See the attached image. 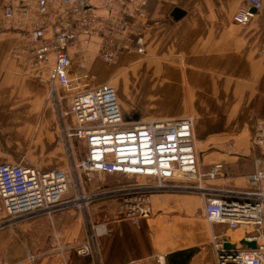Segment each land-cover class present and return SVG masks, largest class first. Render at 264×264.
<instances>
[{"label": "crops", "instance_id": "crops-1", "mask_svg": "<svg viewBox=\"0 0 264 264\" xmlns=\"http://www.w3.org/2000/svg\"><path fill=\"white\" fill-rule=\"evenodd\" d=\"M21 1L0 0V162L67 169L56 107L47 81L34 75L31 57L30 32L41 20L54 21L56 4L50 0L41 17L32 2L22 23L6 20L3 6ZM242 3L148 0L142 52L122 50L105 62L94 32L78 34L68 48L73 68L83 67L94 85L113 86L123 120L192 115L200 171L221 163L214 177L202 179L212 188L248 185L258 153L251 132L255 118H264V0L249 22L237 24L232 13ZM175 8L180 11L173 16ZM52 60L38 63L45 78ZM75 146L79 155L80 144ZM94 175L81 178L84 189H95ZM89 222L105 229L95 237L97 258L81 256L72 246L85 238ZM245 231L241 225L209 224L195 191L151 193L150 214L138 224L121 216L117 198H104L86 210L35 214L1 228L0 264H155L154 255L186 248L194 249L183 264H215L211 233L235 242Z\"/></svg>", "mask_w": 264, "mask_h": 264}, {"label": "built area", "instance_id": "built-area-1", "mask_svg": "<svg viewBox=\"0 0 264 264\" xmlns=\"http://www.w3.org/2000/svg\"><path fill=\"white\" fill-rule=\"evenodd\" d=\"M50 0H25L3 6L4 18L22 23L30 3L41 17L49 12ZM148 0H54V21L41 20L30 32L32 71L48 84V96L56 107L68 168L40 170L23 162H0V229L35 214H52L76 207L86 210L95 200L117 198L121 216L133 224L150 214V195L156 191L197 192L206 221L244 227L242 238L253 239L254 247L239 241L223 247L225 236L211 233L215 264H264V118L256 117L251 141L257 147L254 168L244 188H212L203 177H214L220 162L199 169L192 132V115L176 118L123 120L116 94L109 82L92 84L83 67L73 68L69 45L80 33L100 36L99 56L112 61L122 50L143 51L141 24L146 21ZM232 20L245 24L261 8L262 0H242ZM145 20V21H144ZM53 57L47 77L39 62ZM67 100V103H63ZM76 143L80 144L77 154ZM91 173L124 177L112 184L84 189L82 180ZM83 175L84 177H82ZM82 178V180H81ZM70 188L73 189L69 194ZM105 231L89 222L85 238L73 243L81 256L98 257L96 236ZM234 242V241H230ZM155 264H168L164 254Z\"/></svg>", "mask_w": 264, "mask_h": 264}, {"label": "water", "instance_id": "water-1", "mask_svg": "<svg viewBox=\"0 0 264 264\" xmlns=\"http://www.w3.org/2000/svg\"><path fill=\"white\" fill-rule=\"evenodd\" d=\"M179 9L175 8L172 11V15L176 16L179 13ZM240 243H243L244 245H246L247 247H254L255 242L253 239L251 240H247L245 238H241L239 240ZM235 242H230L228 240H223L222 245L223 247H229L231 245H234ZM194 248H186V249H181V250H176V251H172V252H168L165 257L166 260L168 262V264H183L185 259L188 257V255L191 253V251Z\"/></svg>", "mask_w": 264, "mask_h": 264}, {"label": "rangeland", "instance_id": "rangeland-1", "mask_svg": "<svg viewBox=\"0 0 264 264\" xmlns=\"http://www.w3.org/2000/svg\"><path fill=\"white\" fill-rule=\"evenodd\" d=\"M96 176V182H97V185L98 186L99 184H112V183H116L118 181H124V177L121 176V175H117V174H108V173H103L101 175H94ZM99 183V184H98Z\"/></svg>", "mask_w": 264, "mask_h": 264}]
</instances>
